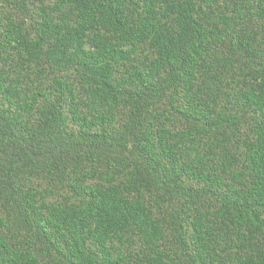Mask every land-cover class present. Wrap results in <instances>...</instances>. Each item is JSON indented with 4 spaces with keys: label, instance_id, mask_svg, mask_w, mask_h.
<instances>
[{
    "label": "trees",
    "instance_id": "obj_1",
    "mask_svg": "<svg viewBox=\"0 0 264 264\" xmlns=\"http://www.w3.org/2000/svg\"><path fill=\"white\" fill-rule=\"evenodd\" d=\"M0 264H264V0H0Z\"/></svg>",
    "mask_w": 264,
    "mask_h": 264
}]
</instances>
